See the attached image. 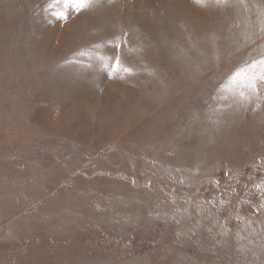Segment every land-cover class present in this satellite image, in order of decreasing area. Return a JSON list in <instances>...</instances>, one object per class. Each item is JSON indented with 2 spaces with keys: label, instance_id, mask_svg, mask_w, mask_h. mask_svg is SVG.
Instances as JSON below:
<instances>
[{
  "label": "rangeland",
  "instance_id": "374dc122",
  "mask_svg": "<svg viewBox=\"0 0 264 264\" xmlns=\"http://www.w3.org/2000/svg\"><path fill=\"white\" fill-rule=\"evenodd\" d=\"M261 60L264 0H0V264H264Z\"/></svg>",
  "mask_w": 264,
  "mask_h": 264
},
{
  "label": "snow or ice",
  "instance_id": "6c2138e0",
  "mask_svg": "<svg viewBox=\"0 0 264 264\" xmlns=\"http://www.w3.org/2000/svg\"><path fill=\"white\" fill-rule=\"evenodd\" d=\"M66 2H67V0H66ZM198 2H201V0H198ZM91 3H92V0H76V6H77L78 8H80V9H83V8H85V7H87V6H90ZM258 63H259L260 66H261V70H262V72H264V60H261V61H259ZM260 79H261V80H264V74H262V75L260 76ZM253 86H254V85H253Z\"/></svg>",
  "mask_w": 264,
  "mask_h": 264
}]
</instances>
